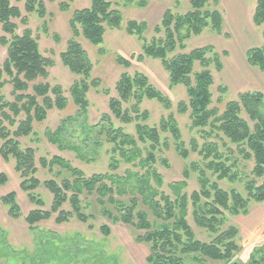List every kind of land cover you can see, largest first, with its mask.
I'll use <instances>...</instances> for the list:
<instances>
[{
  "label": "trees",
  "instance_id": "1",
  "mask_svg": "<svg viewBox=\"0 0 264 264\" xmlns=\"http://www.w3.org/2000/svg\"><path fill=\"white\" fill-rule=\"evenodd\" d=\"M15 1L23 3L26 13L34 12L41 18L47 14L42 0ZM71 1L60 0L59 10L67 11ZM213 2L218 4L219 0ZM120 3L143 8L147 5V0H89L87 7L74 9L68 19L71 38L67 40L65 49L59 53V58L70 72L81 76L80 80L73 82L69 92L72 103L77 106L75 115L82 117L79 123L85 131L93 127L84 124L88 107L86 93L91 86H97L98 81L89 78L91 61L76 38L81 36L91 44H100L106 27L117 29L121 26L122 15L117 8ZM189 4L190 10L183 14L175 13L170 8L164 10L153 28L156 34L162 35L152 37L150 41L144 38L147 29L145 21L127 20L124 30L142 42L141 54L137 59L145 56L159 60L168 74L170 86H184L187 101L178 102V112H189L191 127L197 128L203 138L213 136L216 139L205 140L199 146L194 139L191 142V150L197 151L201 156L205 168L217 180H233L237 178L235 170L232 171L237 164L233 153H237L244 160L253 161L251 177L244 182L245 197L235 189L226 191L220 188L216 181H210L204 171L196 167L192 169L198 172V190H193L190 194L184 192L187 186L185 179L169 184L173 197L160 190L162 178L152 166L156 162L154 151L160 142V133H169L181 157H187L188 151L171 114L162 117L158 126L138 122L140 118L146 117V111L139 113L137 107L143 97L155 99L165 108L170 107V101L149 83L144 74L135 72L130 75L124 72L115 84L118 97L109 99L108 108L123 123L137 120L135 135L109 124L106 128L107 141L114 145L113 152L118 151L124 163L138 166L143 171L126 169L122 175L98 173L85 177L79 169L72 167L69 161L58 155L50 159L40 157V165L54 173L53 178L42 182L52 195L49 208L44 209L43 200L34 192L41 183L35 176L37 168L34 165V149H22L17 138L32 133L33 122L43 121L48 110L64 109L67 99L60 85L36 81L38 78H47V68L53 65V61L40 53L37 39L28 27L20 33L16 32L18 26L13 19H19L22 24L26 22L21 10L12 5L10 0H0V25L4 33L0 36V45L5 47V58L0 65V88L6 83L11 84L13 96L12 100H6L0 94V156L6 162L14 159V169L20 176L19 188L26 193L29 203L34 206L25 216L29 229L53 214L56 223L66 222L72 215L81 222H87L94 216L85 211V208L91 207V203L86 201L84 206L82 196L95 195L96 206L104 217L113 223L120 222L129 226L134 231V240L147 245L148 264H208V261L225 263L238 250L234 240L237 228L229 226L218 232L221 224L219 216L223 211H228L231 215L245 214L250 202H264V92H238L234 99L224 103L222 110L211 106L210 88L214 79L210 67L213 66L220 72L223 69L221 57L225 53L218 52L213 44L194 47L184 52L185 42L192 36L200 35L205 28L216 34L222 33L223 17L217 8H207L208 0H189ZM251 20L253 25L262 27L261 43L245 51V61L250 67L264 74V0H256ZM54 37L57 36L54 34ZM116 62L127 66L129 59L117 55ZM195 66H200V69L195 71ZM220 91L226 92V87L221 86ZM131 98L135 103L130 106V110L123 109L122 103ZM21 113L24 117L17 120ZM75 120L78 121L72 116L64 118L56 131L47 132L49 140L60 149L76 151L75 147L63 144L67 138L68 125ZM103 120H109L108 115L104 114ZM9 127L14 129L10 130ZM146 141L150 145L147 153L142 155L138 142ZM164 145H167L166 142ZM219 146L224 147L227 153L220 151ZM118 163L117 159L112 158L110 168L117 169ZM183 175L187 178L186 171ZM5 181L6 175L0 173V184ZM15 198V192L1 197L2 203L8 206L11 217L19 216ZM66 202L70 210L63 208ZM189 203L193 208L194 222L209 232L217 233L212 240L206 242L195 237L186 219ZM99 231L107 236L110 228L102 224ZM52 243L47 241L43 244L44 251L30 257L27 264H47L56 260L60 264L71 257L65 248L58 253V246ZM94 252L88 264H117L114 257L105 254L101 247L94 249ZM263 263L264 258L257 262Z\"/></svg>",
  "mask_w": 264,
  "mask_h": 264
},
{
  "label": "rangeland",
  "instance_id": "2",
  "mask_svg": "<svg viewBox=\"0 0 264 264\" xmlns=\"http://www.w3.org/2000/svg\"><path fill=\"white\" fill-rule=\"evenodd\" d=\"M42 1L47 10V14L43 18L38 17L34 12L26 13L22 2L10 0V3L17 6L22 15L26 17L25 24L20 23L19 19H13V22L18 26L16 32L20 33L25 27H28L37 39L40 53L53 61V65L47 68V78H38L36 81L60 85L67 99V105L64 109L52 108L48 110L43 121L33 122L32 133L17 138L22 149L26 147L34 149V165L37 168L35 176L41 182L34 189V192L43 200L44 209L49 208L52 195L42 182L53 178L54 173L40 165L38 161L40 157L50 159L52 156L58 155L69 161L72 167L79 169L85 177L98 173L122 175L126 169L143 171L138 166L133 167L132 164L124 163L119 152H113L114 145L107 141L106 128L109 124L115 128L121 127L126 133L135 135L137 120L134 119L131 123H123L114 117L108 108L109 99L118 97L115 84L124 72L130 75L135 72L144 74L149 83L170 101V107L165 108L157 100L143 97L137 107L139 113L146 111V117L145 119L144 117L140 118L138 122L148 126H158L162 117L171 114L180 129L184 147L188 151L187 157H181L176 151L174 140L169 133H160V142L154 151L156 162L152 164L162 178L160 190L173 197L169 184L184 179L187 184L184 192L190 194L193 190H198V172L192 169L196 167L198 170L202 169L210 181H216L220 188L226 191L235 189L245 197L244 182L251 177L250 171L253 167V161L244 160L237 153H233L237 159L236 167L232 168V171L235 170L237 178L233 180L228 178L217 180L216 176L205 168L201 156L197 151L191 150V142L194 139L199 146L205 140L216 141V139L213 136L207 139L203 138L197 128L191 127L189 112H178V102L187 101L184 86H170L168 74L159 60L145 56L137 59V56L141 54L142 42L124 30L126 21L135 19L147 23V29L144 32L146 41H150L152 37L161 36L162 33L156 34L153 28L159 22L164 10L170 8L175 13L183 14L190 10L189 0H179L178 3L176 0H147V5L143 8L133 4L120 3L117 8L122 15L121 26L117 29L106 27L100 44H91L81 36L76 38L91 61L89 78L98 81V85L91 86L86 93L88 107L84 124L93 126L89 129L86 128L88 129L86 131L79 123L82 117L75 115L77 106L72 103L69 92L70 86L74 81L80 80L81 76L70 72L61 63L59 53L65 49L67 40L71 38L68 26L69 17L74 9L87 7L89 0H72L67 11L59 10L58 3L60 0ZM255 2L256 0H219L218 4H214L213 0H208L207 8H217L222 14V33L216 34L211 29L205 28L200 35L192 36L185 42L184 52L194 47L213 44L218 52L225 53L221 57L223 69L220 72H217L213 66L210 67L214 79L210 88L212 93L211 106H216L220 110H222L224 103L234 99L238 92L252 90L264 92V75H261L257 69L250 67L245 61V51L249 47L261 43L262 27L253 25L251 20ZM3 34L0 25V36ZM54 34L57 36L56 38ZM117 55L128 58L129 64L127 66L118 64L116 62ZM4 58L5 47L0 45V65ZM199 69L200 66L194 68L195 71ZM221 86L226 87V92L220 91ZM11 90V84L6 83L0 88V94L6 100H12ZM133 103L135 100L131 98L128 102L122 103V108L130 110ZM104 114L108 115L109 120L102 121ZM68 116L77 118L78 121H72L68 125L67 138L63 144L75 147L76 151L69 148H58L49 140L47 135L48 131H56L60 122ZM23 117L24 115L21 113L17 120ZM4 124L7 125L5 122ZM9 128L10 130L14 129L13 127ZM83 139L87 141L85 142ZM94 141H98V143L94 144ZM165 142L167 145H164ZM138 145L142 148V155H144L148 151L150 142H138ZM231 148L235 149L233 145ZM219 150L227 153L224 147L219 146ZM112 158L119 161L118 168L115 170L110 168ZM14 165V159L11 158L6 162L0 156V173L6 175V181L0 184V264H27L30 257L39 255L44 251L43 244L47 241L58 246V253L65 248L68 250V254H71L70 258L60 264H88L95 253L94 249L97 247H101L105 254L113 256L117 264H148L146 261L147 245L134 240V231L129 226L120 222L113 223L104 217L96 206L95 195L82 196L84 206L86 201L91 203L89 205L91 207L85 208V211L94 216L89 218L87 222H81L72 215L68 221L56 223L55 214H53L50 218L35 224L33 229H29L25 222V216L34 206L29 203L26 193L19 188L20 176L15 171ZM184 171L187 172V178L183 175ZM55 178L59 180L58 177ZM9 192L16 194L15 202L19 207L18 217H11L8 214V206L1 201V197ZM63 208L70 210L67 202L64 203ZM192 210L193 208L189 203L186 219L195 237L206 242L212 240L217 233L199 227L194 222ZM247 210V213L238 215H231L228 211H223V214L219 216L221 224L218 227V232L226 230L229 226L237 228L234 240L238 245V250L225 263L208 261V264H257L261 258H264V202H250ZM102 224L109 226V235L103 236L100 233L99 226ZM90 225L92 227H89ZM47 264H58V262L56 260Z\"/></svg>",
  "mask_w": 264,
  "mask_h": 264
},
{
  "label": "crops",
  "instance_id": "3",
  "mask_svg": "<svg viewBox=\"0 0 264 264\" xmlns=\"http://www.w3.org/2000/svg\"><path fill=\"white\" fill-rule=\"evenodd\" d=\"M258 71V70H257ZM259 72V71H258ZM261 75H264L263 73L259 72Z\"/></svg>",
  "mask_w": 264,
  "mask_h": 264
}]
</instances>
